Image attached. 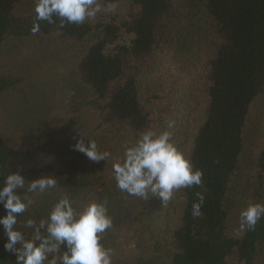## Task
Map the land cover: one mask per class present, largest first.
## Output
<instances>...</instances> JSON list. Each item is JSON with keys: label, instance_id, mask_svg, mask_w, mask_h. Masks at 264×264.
Instances as JSON below:
<instances>
[{"label": "trees", "instance_id": "trees-1", "mask_svg": "<svg viewBox=\"0 0 264 264\" xmlns=\"http://www.w3.org/2000/svg\"><path fill=\"white\" fill-rule=\"evenodd\" d=\"M98 2L95 19L57 30L54 17L33 34L35 0H0V186L19 172L17 192L33 200L16 230L31 239L25 222L38 225L67 195L77 210L107 201L112 227L100 243L114 250L112 264L127 227L136 264H264V217L254 230L230 226L232 209L264 204V0H115V13L103 11L112 0ZM59 105L77 114L63 139L47 121ZM147 129L171 132L201 185L166 204L117 187L113 163ZM80 137L110 159L75 150ZM41 176L56 187L28 193ZM196 193L205 197L198 217ZM6 240L0 226V264H16Z\"/></svg>", "mask_w": 264, "mask_h": 264}, {"label": "clouds", "instance_id": "clouds-1", "mask_svg": "<svg viewBox=\"0 0 264 264\" xmlns=\"http://www.w3.org/2000/svg\"><path fill=\"white\" fill-rule=\"evenodd\" d=\"M115 0L108 3L103 11L115 13ZM36 13L31 32L39 31V22L54 24L59 20L57 30L65 24H83L95 19L102 11L98 0H35ZM173 123L169 122L168 128ZM75 150L84 153L94 162L110 159L111 153L97 150L95 141L80 139L74 145ZM117 187L129 195L148 199L158 197L163 204L173 198L175 191L202 184L203 172L194 168L187 158L172 142L170 131L157 132L147 129L140 133L136 141L124 146L123 159H117L113 165ZM25 178L19 172L9 173L0 186V206L5 215L0 216L7 240L6 251L13 253L16 264H45L50 254L65 251L59 257L53 256L48 264H112L114 250L100 243L101 235L112 227L108 215L107 201L93 200L77 210L67 195L62 196L52 206L47 219H41L37 225L28 219L25 226L33 229L31 239L18 230L17 215L25 212L33 204L31 198H21L17 190L24 188ZM57 180L52 176H41L27 181L28 193H44L55 188ZM198 202L192 205L194 217L201 215L204 195L196 193ZM239 232L254 230L257 222L264 217V204L249 203L240 213ZM46 232L42 235L41 230Z\"/></svg>", "mask_w": 264, "mask_h": 264}, {"label": "rangeland", "instance_id": "rangeland-1", "mask_svg": "<svg viewBox=\"0 0 264 264\" xmlns=\"http://www.w3.org/2000/svg\"><path fill=\"white\" fill-rule=\"evenodd\" d=\"M85 114V112L83 111ZM77 119V114L67 106L59 105L49 116L48 122L54 126L58 138L63 139L68 136L75 128L74 121ZM261 134L264 137V117L261 121ZM243 205L230 211V226L236 227L240 221L239 213ZM136 232L134 228H124L120 233V241L116 253V264H136L138 249L136 246Z\"/></svg>", "mask_w": 264, "mask_h": 264}]
</instances>
